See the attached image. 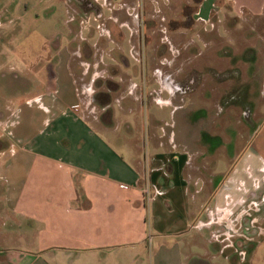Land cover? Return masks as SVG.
Instances as JSON below:
<instances>
[{
    "label": "crops",
    "instance_id": "obj_1",
    "mask_svg": "<svg viewBox=\"0 0 264 264\" xmlns=\"http://www.w3.org/2000/svg\"><path fill=\"white\" fill-rule=\"evenodd\" d=\"M101 1L133 16L134 3ZM60 4L68 17L67 0ZM227 7L257 15L264 0H197L195 18L225 16ZM126 23L118 26L131 29ZM70 60L64 52L52 62L54 90L0 113L3 264H209L201 256L213 257L214 239L207 251L199 231L214 223L215 213L224 222L223 260L243 264L252 245L251 264L264 242L261 151L246 149L203 220L197 199L202 183L186 175L187 152L163 149L159 137L150 138L145 151V144L121 136L113 117L95 121L83 114Z\"/></svg>",
    "mask_w": 264,
    "mask_h": 264
},
{
    "label": "rangeland",
    "instance_id": "obj_2",
    "mask_svg": "<svg viewBox=\"0 0 264 264\" xmlns=\"http://www.w3.org/2000/svg\"><path fill=\"white\" fill-rule=\"evenodd\" d=\"M127 2L134 3L132 17L112 12L113 3L67 0L65 17L60 0H0V113L54 90L51 64L70 54L82 113L95 121L113 117L121 136L145 151L154 137L163 149L186 151V175L202 183L199 216L207 220L215 192L246 149L264 155V11L227 7L225 16L212 12L202 21L194 14L197 0ZM123 21L131 29L119 27ZM220 215L199 231L207 251L208 239L215 245L213 257H201L238 264L220 255L226 243ZM261 249L264 242L251 264H264ZM252 250L247 245V264Z\"/></svg>",
    "mask_w": 264,
    "mask_h": 264
}]
</instances>
